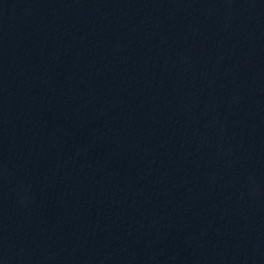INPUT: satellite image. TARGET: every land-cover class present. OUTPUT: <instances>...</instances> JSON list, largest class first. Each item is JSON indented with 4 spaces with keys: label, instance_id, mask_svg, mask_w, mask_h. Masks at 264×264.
<instances>
[{
    "label": "water",
    "instance_id": "water-1",
    "mask_svg": "<svg viewBox=\"0 0 264 264\" xmlns=\"http://www.w3.org/2000/svg\"><path fill=\"white\" fill-rule=\"evenodd\" d=\"M0 264H264V0H0Z\"/></svg>",
    "mask_w": 264,
    "mask_h": 264
}]
</instances>
